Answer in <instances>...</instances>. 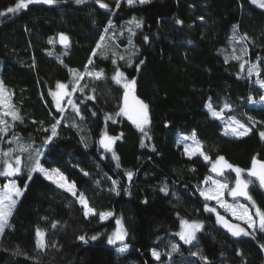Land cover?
<instances>
[{"label":"trees","instance_id":"obj_1","mask_svg":"<svg viewBox=\"0 0 264 264\" xmlns=\"http://www.w3.org/2000/svg\"><path fill=\"white\" fill-rule=\"evenodd\" d=\"M15 2L0 0V11ZM102 2L109 8H100L95 0L80 4L58 0L0 16V82L21 117L9 131L17 132L18 142L32 141L42 151L41 165L58 169L75 183L96 212L86 218L75 197L37 172L31 180L28 171L15 177L22 189L28 186L0 234V264H204L192 252L207 257L209 264H264L260 248L264 233L257 231L255 238L234 237L217 222L215 213L205 211L206 201L198 188L211 174L210 163L199 155L187 157L177 141L179 134L195 132L212 161L223 156L244 170L254 156L264 160V141L259 136L264 130V107L247 102L249 96L257 100L262 94L256 80L264 79V10L250 0H149L131 7L121 0L119 8L115 0ZM133 17L142 21L135 35L116 37L122 47L115 46V52L125 59L113 64L112 53L93 57L104 30L121 27ZM234 25L238 36L246 40L230 39ZM60 33L69 38L67 48L59 45ZM243 48L245 58L260 66L259 77H249L240 61L225 63V56L238 55ZM86 65L103 70L106 79L87 83L75 101L79 115L69 109L58 112L49 92L57 82H70V69L81 72ZM117 67L129 80L135 79L136 94L149 106L151 139L127 117L116 115L123 93L111 80ZM209 102L216 110L230 104L225 117L249 125L251 116L262 123L243 137L225 135L222 121L205 108ZM106 115L116 122L106 120ZM57 120L61 121L57 136L45 144ZM103 131L112 137L123 134L112 146L119 168L112 153L98 143ZM128 171L133 173L131 180ZM218 177L231 183L234 173L227 170ZM244 178H248L246 171ZM164 186L167 194L160 191ZM249 193L264 210V192L258 183L250 185ZM240 201L250 206L248 200ZM102 212L113 215L101 221ZM117 219L127 236L122 243L110 245L107 239ZM182 219L203 225L193 244L175 235ZM37 228L45 233L42 251L36 247ZM123 244L128 250L120 253L117 249ZM173 245L178 251H171ZM153 250L160 253L159 260L152 256Z\"/></svg>","mask_w":264,"mask_h":264},{"label":"snow or ice","instance_id":"obj_2","mask_svg":"<svg viewBox=\"0 0 264 264\" xmlns=\"http://www.w3.org/2000/svg\"><path fill=\"white\" fill-rule=\"evenodd\" d=\"M58 0H16L14 6L8 7L5 11H0V16H5L7 13L16 14L19 13L21 10H26L29 5L42 3V4H55ZM77 4L84 3L85 0H75ZM95 2L99 5L100 8L108 9L109 5L107 3L102 2V0H95ZM125 2L131 7L135 3L145 4L148 3L149 0H125ZM252 3L257 4L258 7L264 8V0H251ZM116 8H119L121 5V0H115ZM201 19H203L201 17ZM130 24H134L136 28H140L142 26V21L137 20L135 17L129 21ZM177 24L182 23V21L177 20ZM235 25L233 28L235 29ZM107 32L108 29H105ZM131 31V29H129ZM133 35L135 33L133 32ZM106 38L105 35H100L99 40L96 43V47L93 49V56L97 55L98 51L101 49L107 48L106 45ZM145 41L147 42L148 37L145 36ZM233 39H236L234 36ZM240 40H246V36L239 37ZM59 42L65 46L66 48L69 46V38L65 34H59ZM49 43H53V40L50 38ZM131 43V40L129 41ZM103 55V52L100 53ZM247 54V49H241L240 55H236L233 53L231 57L225 56V63L231 60L240 61L243 59V56ZM51 55V53H49ZM113 60L112 63L116 64V60H124L123 55H118L116 52H112ZM93 61L91 58L89 59V64ZM129 65H131V61H128ZM144 61H140V64H143ZM247 61L240 64L241 70L245 69V65ZM87 65L85 66L86 72L85 73H78L75 69H70L69 71L73 73L75 79L73 84H78L80 79L84 78V75H88L96 80L106 79L105 73L103 70L98 72H92L87 70ZM139 69L140 65L136 66ZM247 72L249 77L256 75L259 77L261 75V68L258 64H251L247 67ZM111 80L116 83L117 85H121L124 89L123 94V103L120 107L119 112L116 113L117 116H125L128 120L132 122V124L136 127L138 131H140L144 137L151 139L148 135V126L151 123L150 116H149V106L138 97L135 96V79L128 80L125 76V73L122 72L119 67H117L114 71V74L111 77ZM256 83L259 85L260 89H264V79H257ZM69 85L64 83L57 82L56 84V91H50L49 95L53 97L55 102L56 110L60 113L64 112V107L61 104V101L64 100L65 97H69L67 100V104L72 107V109L76 112L77 115L80 114L79 106L73 102L70 98L72 92L77 90L82 91L83 89H78L76 86L71 88V92L67 89ZM88 99H94V97H88ZM247 102L249 104H260L264 105V94H261L259 97V101L253 100L251 96L247 98ZM231 105L225 103L222 108L216 110L213 105L209 102L205 104V108L208 109L212 118L217 120L227 119V123L225 125V135H232L234 137H243L249 134L258 123V121H254V118L249 116L247 119L250 122L249 125L241 122L234 117H225L224 113L226 110H231ZM95 115V113H93ZM2 117H9L13 123H9L8 120L3 119ZM106 120H113V123L116 121L113 119L112 116L106 115ZM16 121H21V117L19 113L15 109V106L11 103V95L5 89L3 82H0V141H5V137L9 134V129L15 126ZM60 120H57L55 124L51 127V135L47 136L44 140L45 144L50 143L54 137L57 136V125L60 124ZM75 126V125H73ZM44 131H48V129H44ZM123 134L121 133L120 136L112 137L107 134L106 131H103L101 134V138L98 141L101 148L104 149L105 152L112 153V159L117 161V168L120 167L119 164V157L113 150V144L116 140L121 139ZM259 136L262 141H264V130L259 131ZM183 140L191 139L193 141L192 145L185 144V152L189 154V158L193 155L199 154L203 157V159L211 164L210 171L215 173L218 176H223L225 174V170H230L231 172L235 173V181L234 185L230 187L228 183H221L220 181L213 179L211 176L205 177L203 183L206 185L205 188L200 189V195L206 201L204 205L205 211L208 212H216L215 208L209 206L207 201L215 200L216 203L223 207L226 211L230 212L231 215L237 219L243 221L248 227V229H252V232H249L245 228L240 227L239 225L232 224L224 219L219 213H216L217 222L221 223L234 237L240 236H252L255 238V233L259 231L260 233H264V210L257 206L255 200L249 193L250 185L258 183L261 189H264V160L257 159L255 156L252 158L251 167L247 170L241 169L239 167L233 166L232 164L228 163L223 156H219L213 162L209 156H207L203 150L199 142L196 140L195 132L192 133V136L183 137ZM20 137L13 135L11 140L5 141L10 144H16L15 148H8L7 150H0V157H3L2 161H0V177L9 178L14 177L22 174L23 171V161L21 155H13V153H20L25 154L29 153L31 149V144H22L18 143ZM180 141H178L179 143ZM87 146V145H85ZM141 146H144L143 139L141 140ZM39 151H37L35 161L32 167L28 170V179H32V173L38 172L40 173L46 180H50L52 183L56 184L57 187L62 188L64 191L69 192L73 197L77 199V202L83 207L84 209V216L87 218L89 215H95L96 212L93 208L89 206V203L85 197V194L82 192H78L76 189L75 183H70L67 178L58 170V169H45L40 161H39ZM247 172L248 179L244 178V173ZM88 175V173H84ZM126 176L129 180L132 179L133 173L131 171L126 172ZM115 181H113V185L115 186ZM27 183L25 187L22 189L20 188L15 180H9L8 183H4L2 187H0V234H3L5 231L6 226L9 223V217L13 213V209L17 203V200L23 195L24 191L27 188ZM227 190L228 195L232 196L233 198L236 197H244L246 200L249 201L250 206L252 209L255 210V219L249 212V208L244 205H232L228 204L223 200V196ZM161 192L167 194V186L161 187ZM119 194V193H117ZM111 212L108 213H99L100 220L103 221L108 217L112 216ZM116 230L108 237L107 243L110 245H115L117 242H123L125 237L127 236V232L123 227V224L120 219L116 220ZM56 227L54 223L52 225ZM203 225L197 221H188V220H181L180 221V231L177 232L175 235L179 236L180 240H182L185 244H193V242L197 239L196 233L202 230ZM36 247L41 251L46 247L44 236L45 233L41 229L37 228L36 230ZM79 240L85 241L84 236H79ZM90 239L96 240L97 236H92ZM55 247V245H53ZM260 248L264 251V244H260ZM118 252L124 253L128 250L127 244H123L119 247ZM172 252L178 251L177 246H172ZM239 255V252L237 253ZM192 256H199L201 260L204 261V264H209L207 257L200 256L198 252H192ZM152 256L156 259H160V253L153 250Z\"/></svg>","mask_w":264,"mask_h":264},{"label":"rangeland","instance_id":"obj_3","mask_svg":"<svg viewBox=\"0 0 264 264\" xmlns=\"http://www.w3.org/2000/svg\"><path fill=\"white\" fill-rule=\"evenodd\" d=\"M251 1V0H250ZM252 4H254V3H252ZM255 6H257L258 7V5L257 4H254ZM258 8H260V7H258ZM260 9H263L264 10V8H260ZM132 20V18L130 19V20H128V21H126L124 24H123V26H119V27H115V26H110V29H108V31L106 32L105 30H104V35L106 36V38H108L107 40H106V45H107V48H106V50L105 49H101V50H99L98 51V53H97V55L96 56H99V57H104V56H106V55H108V54H111L112 52H115V46H120V47H122V45H121V43H119L118 42V39L116 38V37H123V36H127V37H129L131 34H133V32L135 33L136 32V30L138 29V28H136L135 27V25L134 24H130L129 23V21H131ZM107 29V28H106ZM129 29H131V31H129ZM236 37V41L238 40L239 41V36H238V34H237V31H236V28L234 29V28H232V30H231V32H230V39H232V40H234L233 39V37ZM128 45H126L124 48H126ZM231 50H234V48H235V46L234 45H232L231 44ZM125 49H123V51H124ZM101 52H103V55H101L100 53ZM240 53H241V50L239 51V53H238V55H240ZM119 55H123V54H119ZM130 55L131 56H133L132 55V53H130ZM94 57V56H93ZM132 61V60H131ZM245 61H247V64L245 65V69L244 70H246L247 71V67L249 66V65H251V64H254V63H250L248 60H247V58H245V56H243V59L242 60H240V64L241 63H243V62H245ZM87 70L88 71H92V72H98V71H100V70H94L92 67H90V66H88L87 67ZM244 70H242V71H244ZM78 72V71H77ZM86 72V69L84 70V71H81V72H78V73H85ZM74 79H75V77H74V75H73V73H71V80H70V82L69 83H67L66 85H69V88L67 89L68 91H70L71 92V88L73 87V86H76L78 89H80V88H82L83 90L82 91H80V90H77V91H75V92H72V94H71V99L73 100V102L74 103H76L75 101H77L76 100V98H79V96L80 95H82L83 93H84V91H85V89H86V87H87V83H89V82H92V81H95L96 79H93L92 77H89L88 75H84V78L83 79H80L79 80V82H78V84H76V85H74L73 84V81H74ZM128 79V78H127ZM129 80V79H128ZM116 84V83H115ZM118 86H120L121 88H122V90L124 91V89H123V87L121 86V85H118ZM257 86L259 87V85L257 84ZM260 88V87H259ZM6 89V88H5ZM7 90V89H6ZM262 90V94H264V89H261ZM53 91H56V88L53 90ZM7 92L10 94V92L7 90ZM11 95V94H10ZM52 99H53V97H52ZM69 99V97H65L64 98V100H62L61 101V104H62V106L64 107V111L66 110V109H69V110H71V111H74L73 109H72V107L70 106V105H68L67 104V100ZM54 101V100H53ZM256 101H259V99H257ZM12 103V102H11ZM251 106H254V107H264V105H260V104H250ZM54 106H55V102H54ZM16 109V108H15ZM17 110V109H16ZM206 110H208V109H206ZM18 112V111H17ZM3 119H5V120H8V122L9 123H11L12 121H11V119L9 118V117H2ZM220 121H222V123H223V130H224V133H225V125H226V123L228 122L227 121V119H223V120H220ZM78 127H80L79 125H78ZM81 128V127H80ZM16 134V135H15ZM15 134H14V132H11V131H9V134H8V136H6L5 137V141H8V140H11L12 139V137H13V135H15V136H18V134H17V132H15ZM192 135H184V134H179L178 136H177V141H180L178 144L179 145H181V147H182V149H183V152H184V154L187 156V157H189V154H187L186 152H185V148H184V145L185 144H188V145H192L193 144V141L191 140V139H188V140H183L182 138L183 137H191ZM229 136H232V135H230L229 134ZM197 140V139H196ZM5 141H0V150H7L8 148H15L16 147V144H10V143H7V142H5ZM198 141V140H197ZM199 142V141H198ZM18 143H22V144H25V145H27V144H31L32 145V147H31V149L29 150V153H25V154H20V153H13V155H21L22 156V161H23V171H22V174L23 173H25V172H27L31 167H32V165H33V163H34V161H35V157H36V154H37V151H39L38 149H36V148H34V145H33V143H32V141H30V140H28V139H26L24 142H18ZM199 144L201 145V143L199 142ZM201 147H202V145H201ZM40 153V155H39V160H40V158L42 157V151L41 152H39ZM197 155H199V154H197ZM193 156H195V155H193ZM200 156V155H199ZM192 157V156H191ZM202 157V156H201ZM203 158V157H202ZM2 159H3V157H0V161H2ZM205 161V160H204ZM214 162V161H213ZM45 168V167H44ZM210 168H211V164H210ZM45 169H47V168H45ZM53 169H56V168H53ZM48 170H51V169H48ZM225 171H227V170H225ZM34 173V172H33ZM38 173V172H37ZM234 173V172H233ZM22 174H20V175H18V176H14V177H9V178H4V177H0V187H2V185L4 184V183H8V181L9 180H15L16 181V183H17V180L15 179V177H20ZM40 174V173H39ZM41 175V174H40ZM64 175V174H63ZM42 176V175H41ZM65 176V175H64ZM208 176H211L213 179H216V180H218V181H220L221 183H228L229 185H230V187L231 186H233L234 185V181H235V173H234V180L230 183L229 181H225V180H221V179H219V177H218V175H216L215 173H212L211 172V174L210 175H208ZM43 177V176H42ZM44 178V177H43ZM245 179H248V178H245ZM68 180V179H67ZM47 181H49V182H51L50 180H47ZM69 181V180H68ZM70 182V181H69ZM52 183V182H51ZM70 183H73V182H70ZM54 184V183H53ZM18 185V184H17ZM55 186H56V184H54ZM19 186V185H18ZM20 187V186H19ZM206 187V185L204 184V183H202V186H201V188L200 189H203V188H205ZM21 188V187H20ZM60 189H62V188H60ZM63 190V189H62ZM67 192V191H66ZM69 193V192H68ZM70 194V193H69ZM71 195V194H70ZM203 198V197H202ZM204 199V198H203ZM19 200V199H18ZM18 200H17V202H18ZM223 200L226 202V203H228V204H232V205H244V206H246V207H248L249 208V212H250V214L253 216V218L255 219V210L254 209H252L249 205H247V204H245V203H243V202H241L240 200L241 199H238V198H233V197H231L230 195H228V192H227V190H225V193H224V196H223ZM211 202H213L214 203V206L212 207V208H215L216 209V212H213V213H219L222 217H225V218H227V219H229L231 222H233L234 224H236V225H239L240 227H242V228H245L246 230H248L249 232H252V229H248V227H247V225L245 224V223H243V221H241V220H237V219H235L232 215H231V213L230 212H228V211H226L223 207H220L217 203H216V201L215 200H212ZM17 204V203H16ZM16 206V205H15ZM15 208V207H14ZM14 210V209H13ZM104 213H108V212H104ZM111 217V216H110ZM110 217H108L107 219H105V220H103V221H106V220H108ZM10 218V217H9ZM99 218H100V216H99ZM191 222V221H190ZM116 227H117V225H116ZM116 230V228L114 229V231ZM114 231H112V233L114 232ZM180 231V227H179V230H178V232ZM228 232V231H227ZM111 233V234H112ZM110 234V235H111ZM177 236V235H176ZM178 238H179V236H177ZM179 240H180V238H179ZM182 241V240H181ZM183 242V241H182ZM117 243H119V242H117Z\"/></svg>","mask_w":264,"mask_h":264},{"label":"water","instance_id":"obj_4","mask_svg":"<svg viewBox=\"0 0 264 264\" xmlns=\"http://www.w3.org/2000/svg\"><path fill=\"white\" fill-rule=\"evenodd\" d=\"M37 5H43V6H50L49 4H42V3H36ZM52 5V4H51ZM61 34V33H60ZM57 39H58V42H59V34H58V36H57ZM59 45H60V47H62V48H66L65 46H63L60 42H59ZM123 94H124V91H123V93H122V95H121V105H122V103H123ZM134 94H135V96L136 97H138L140 100H142L137 94H136V92H134ZM143 101V100H142ZM130 121V120H129ZM251 167V166H250ZM247 173V172H246ZM263 190V192H264V189H262ZM232 197V196H231ZM236 198H238V199H242V200H246L244 197H236ZM235 198V199H236ZM224 219L225 220H227L228 222H230V223H232V224H234L233 222H231L229 219H227V218H225L224 217ZM220 225H221V227L223 228V229H225L226 231H228L221 223H219ZM229 232V231H228ZM230 233V232H229Z\"/></svg>","mask_w":264,"mask_h":264}]
</instances>
